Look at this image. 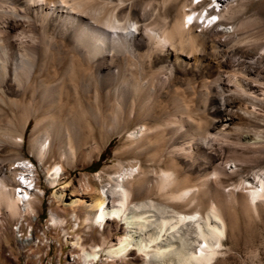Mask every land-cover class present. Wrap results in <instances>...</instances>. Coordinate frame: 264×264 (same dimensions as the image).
Instances as JSON below:
<instances>
[{
    "label": "bare ground",
    "instance_id": "obj_1",
    "mask_svg": "<svg viewBox=\"0 0 264 264\" xmlns=\"http://www.w3.org/2000/svg\"><path fill=\"white\" fill-rule=\"evenodd\" d=\"M213 1L218 12L205 9L206 14L203 15L202 9L195 16L193 9H182L170 20L165 7H157L150 16L147 11H139L137 3L124 7L105 4L103 0H0V115L5 114L7 108L13 114L12 124L0 126V215L5 213L9 218H17L30 210L31 199L27 191L30 184L27 185L28 176L24 172L26 167L20 160V152L14 158L11 153L1 152L8 146L15 149L21 147L31 119L34 122L29 131L28 144L37 159L44 157L53 142L59 155L71 157L74 152L83 149V141L87 137H94L98 128L95 130L93 125L100 127L96 119L92 125L88 122L81 126L83 115L89 117L88 112L79 104H69L65 100L67 95L61 96L67 85L62 77L65 68L58 75L56 69L62 56L51 52L48 41L43 40L46 22L64 28L63 34L72 43L71 48L76 54L81 55V48L86 50L94 70L90 78L96 85L105 88L115 75L118 42L126 38L122 31L124 27L116 19L133 20L137 31L132 42L136 48L147 46L153 40L148 33L152 31L156 38L154 44L165 59L173 55L175 63L182 69L190 62L201 76L210 71L208 80L203 77L200 80V87L213 90L207 121L196 123L188 113L185 114V126L179 128L175 116L167 114L155 126L144 125L141 134L131 139L128 148L138 153L147 152L148 160L161 163L163 173L172 172L175 175L167 182L166 178H162L157 184L158 189L166 188L163 193L165 198H183L187 191L193 192L181 201H170L174 212L161 213L152 224L149 218L154 214L148 213L151 210H129L127 206L130 199L137 195H151L153 186L150 184L152 177L149 169L139 166L131 179L123 181L122 177L115 178L117 204L112 206L107 204L108 195L104 190L80 194L70 189L69 207L83 206L87 212L94 211L95 222L107 227L110 219L115 218L125 225L122 237L114 243L104 241L101 246L87 250L76 241L75 247H81V258L87 264L94 263L101 250L107 257L122 259L132 250L146 254L150 249L152 264L211 263L225 234L222 207L235 200L233 190L222 191L223 177L227 175L225 165L229 161L251 165L247 152L264 155V11L254 12L233 29L214 31L212 28L221 19H231L242 13L243 8L238 5L220 9L218 0ZM203 2L205 0H196L197 5ZM63 12L66 15L62 16ZM200 17L203 19L201 23L197 20ZM65 19L67 24L61 22ZM205 21L207 26L203 25ZM67 80L75 92L84 90L77 73L73 72ZM71 111L76 121H73V114L68 118ZM179 111L187 113L182 107ZM84 128L88 133H83ZM191 136L197 137V150L193 156L181 142ZM201 148H205L203 158L199 157ZM163 151L167 153L165 160L160 158ZM176 155H185L190 159L195 156L194 162L199 157L200 161L205 159V164H196L197 170L193 175L192 170L176 166ZM52 170L50 183L60 178V166L54 165ZM124 174L132 175L131 168ZM209 175H213V179ZM193 176L195 179L191 180ZM256 177V184L239 178L233 185V188H246L242 199L252 209L259 199L264 198V179ZM62 194L56 195L61 199ZM193 200V208L184 210ZM199 214L204 217V224L199 222ZM187 220L195 223L199 236L195 249L185 243L173 248L171 240L161 243L166 233ZM53 221L56 219L53 218ZM133 225L139 231L128 229ZM158 253L167 255L157 261Z\"/></svg>",
    "mask_w": 264,
    "mask_h": 264
},
{
    "label": "rangeland",
    "instance_id": "obj_2",
    "mask_svg": "<svg viewBox=\"0 0 264 264\" xmlns=\"http://www.w3.org/2000/svg\"><path fill=\"white\" fill-rule=\"evenodd\" d=\"M103 2L109 5L119 4L124 7L131 3H137L138 10L147 11L150 16L153 15L157 7H165L170 20L182 9H193L195 16L202 9L201 14L203 15L206 14L205 9L210 12L219 11L213 0H205L198 5L196 0H103ZM217 2L220 9L240 5L243 10L242 13L234 15L231 19H221L219 24L212 28L214 31H222L225 28L233 29L237 23L251 17L254 12L264 11V0H218ZM64 15H66L65 12L62 13V16ZM197 20L199 23L203 21L201 17ZM66 21L65 19L61 22L67 24ZM116 22L124 27L122 31L126 42H118L115 53L116 68L114 67L116 76L110 78L105 88L96 85L95 81L90 78L94 70L86 55V50L81 48V55L76 54L71 48L72 43L68 42L65 38L66 35L63 34L64 28L61 29V27L47 22L45 24L43 40L48 41L51 52L54 51L58 56H62L56 69L58 75L65 68L62 77L67 85L61 91V96L67 95L65 100L69 104H79L86 109L89 117L86 114L83 115L81 126H85L88 122L89 125H92L96 119L100 127L93 125L94 129L98 128L94 137H87L83 141V149L74 152L71 157L59 155L56 143L53 142L44 157L37 159L30 152L28 144L29 131L34 122L31 119L24 133L21 147L15 149L8 146L1 152V154L11 153L12 158L20 152V160L24 163L23 165L26 167L24 172L28 176L27 185L30 184L27 191L30 193L31 200L30 210L17 218H9L5 213L0 215V264H87L81 258L80 246L90 250L94 246H101L104 241L114 243L122 237L125 225L121 220L110 219L109 227H107V225L95 222L94 211L87 212L83 206L69 207L70 189L80 194L104 190L108 195L107 204L112 206L117 204L115 178L122 177L123 181L131 179L137 173L139 166L149 169L152 177L150 184L153 186L151 195L144 193L137 195L130 199L127 206L129 210L141 208L151 210L148 213L154 214L149 218L152 224L161 213L174 212L175 209L169 205L170 201H181L193 192V190L187 191L183 198H165L163 193L166 188L158 189L157 184L161 182L162 178H166L165 182H167L175 175L172 172L163 173L160 167L161 163L158 160L154 162L148 160L147 152L138 153L135 150H128V148L131 139L141 134L144 125L155 126L167 114L175 116L179 128L185 126V114L188 113L190 116L192 115L191 118L196 123L207 121L205 119H208L213 90L200 87V80L201 77L208 80L210 71L207 70L201 76L190 62L186 65L187 69L183 68V70L175 63L173 55L165 59L154 44L156 38L152 31L148 33L153 36V40L147 46L136 48L132 42L133 34L137 31L134 21L131 20L128 23L123 18H117ZM203 25L207 26V21ZM73 72L80 77L81 83L84 84V90L80 89L75 92L70 88L67 78ZM51 73L52 71L49 72V75ZM64 78L66 79L64 80ZM180 107L187 113H181ZM70 113L68 118L73 115L72 118L76 117L73 111ZM12 116V110L7 108L5 114L0 115V126L12 124ZM95 116L96 118H94ZM73 121H76V118ZM83 133H88L85 128ZM152 135L150 136L153 137ZM187 138L182 139L181 142L185 143L189 155L193 156L197 150L195 145L197 137ZM151 140L154 139L151 138ZM201 149L204 150L200 151L199 155L201 156L199 157L203 158L206 155L205 148ZM247 154L249 155L246 156L247 160L251 161V165L244 166L237 161L234 162L235 165L233 161H229L225 165L227 175L223 177L222 191L226 193L233 190L235 200L222 207L226 221L225 234L221 245L217 246L218 252L210 264H264V198L259 199L257 207L252 209L242 199V195L247 191L246 188L241 186L233 188L239 178L250 181L251 184L257 183L256 175L264 179V155H252L251 152H247ZM164 157H167L165 151L161 153V160H165ZM174 158L178 168L190 169L193 175L197 170L196 164H205V159L200 161L197 158L198 162L195 161V163L193 161L195 156L191 158L192 160L185 155H176ZM16 163L13 162V164ZM54 165L60 166V178L58 181L50 183L49 179ZM130 165L132 166L130 167ZM130 168L132 175L124 174ZM208 177L213 179V175ZM190 178L191 180L195 179L194 176ZM59 193H63L61 199L56 195ZM194 204V200L189 202L184 210L190 211ZM53 218L56 221H53ZM85 218H87L86 222ZM197 218L200 223L204 224L205 220L202 214L197 215ZM211 219L214 220L212 217ZM128 229L139 231L136 225ZM109 231H111L110 234ZM198 238L195 223L187 220L185 223L179 224L178 228L166 233L162 237L161 243L166 244L171 240L174 243L173 248L185 243L193 250L197 246ZM76 241L80 246L75 247ZM151 253V249L146 254L132 250L121 259L107 257L101 250L98 259L91 264H152L149 260ZM163 255L167 254L158 253L157 261Z\"/></svg>",
    "mask_w": 264,
    "mask_h": 264
}]
</instances>
